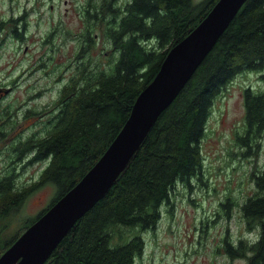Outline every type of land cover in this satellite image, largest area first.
<instances>
[{
	"label": "trees",
	"instance_id": "1",
	"mask_svg": "<svg viewBox=\"0 0 264 264\" xmlns=\"http://www.w3.org/2000/svg\"><path fill=\"white\" fill-rule=\"evenodd\" d=\"M218 1L91 0L85 6L88 24L81 33L77 70L63 84L58 98L42 110L59 111L42 133L16 140L9 153L16 164L0 177V256L97 163L168 52ZM94 53L102 62L107 60V67L95 62ZM245 71L264 78V0L244 2L178 96L159 115L118 179L76 221L45 264H135L145 250L142 233L156 227L163 204L174 205L171 193L177 182L192 187L194 177L203 180L202 141L213 105L235 76ZM244 98L247 129L236 137L239 146L251 148L264 130V90L247 87ZM42 111L32 107L26 115L40 117ZM19 116L16 111L15 119L2 123L0 134H8ZM258 150L259 146L256 155ZM21 162L45 163V167L37 180L19 186L16 170ZM251 177L256 191L247 196L241 211L246 228L258 234L237 245L223 237L217 250L231 259L243 257L247 264H264V169ZM48 184L60 190L54 202L4 235L13 223L8 220L12 213Z\"/></svg>",
	"mask_w": 264,
	"mask_h": 264
},
{
	"label": "rangeland",
	"instance_id": "2",
	"mask_svg": "<svg viewBox=\"0 0 264 264\" xmlns=\"http://www.w3.org/2000/svg\"><path fill=\"white\" fill-rule=\"evenodd\" d=\"M125 1L119 0L120 3ZM202 1L194 0L195 3ZM89 2L91 0H69L66 4L67 0H49L48 4H53L55 9L49 14V28L46 25L39 28L33 26V39L26 60L21 62L7 55L0 59V69L8 61L17 65V71L22 66L33 67V76L26 88L16 87L13 99L16 106L27 102L28 107L42 111L58 98L59 90L76 72V62L79 61L77 53L84 30V16L81 11L79 18L74 9L87 6ZM85 23L88 24L87 21ZM56 25H59L58 33L53 41H47L50 34L57 31L53 29ZM68 31L73 33L72 37ZM98 43L101 45L102 41L98 40ZM49 48L56 49L51 62ZM106 48L111 49V46L106 45ZM93 58L101 67H107V60L103 59L102 62L97 59V53L93 54ZM247 87L256 92L264 90V78L255 71L239 73L215 100L202 141L205 159L203 180L194 177L192 187L177 182L171 193L170 202H174V205L163 204L156 227L142 233L145 250L135 264H247V259L243 257L231 259L223 251L217 250L222 245L223 237L237 245L241 239L248 243L249 238L254 239L258 234L256 229L246 228L241 211L247 196L254 195L256 191L252 173L264 169V130L251 148L241 147L237 143V134H244L247 129L244 98ZM58 111L51 107L42 111L40 117L25 123L19 116L18 121L12 122L14 125H11L8 136L15 135L14 141L36 131L42 133L47 122L53 121ZM11 143L1 147L0 177L16 164L8 152ZM258 146L259 153L256 155ZM246 151L248 154L245 155ZM44 167L45 163L18 164V185H28L37 180ZM59 191L56 185L48 184L32 194L24 206L8 218L13 223L4 235L12 234L25 221L48 208L58 197Z\"/></svg>",
	"mask_w": 264,
	"mask_h": 264
},
{
	"label": "water",
	"instance_id": "3",
	"mask_svg": "<svg viewBox=\"0 0 264 264\" xmlns=\"http://www.w3.org/2000/svg\"><path fill=\"white\" fill-rule=\"evenodd\" d=\"M246 0H219L200 24L168 52L140 93L126 124L86 175L0 257V264H45L76 221L110 189Z\"/></svg>",
	"mask_w": 264,
	"mask_h": 264
},
{
	"label": "flooded vegetation",
	"instance_id": "4",
	"mask_svg": "<svg viewBox=\"0 0 264 264\" xmlns=\"http://www.w3.org/2000/svg\"><path fill=\"white\" fill-rule=\"evenodd\" d=\"M48 2L49 0H0V59L7 55L19 59L21 62L26 60L33 39L31 32L33 26L39 28L46 25L47 29L49 28V14L55 12V9L54 5H50ZM80 8L74 9L79 18ZM58 26H54L53 29H59ZM57 33L58 30L52 32L49 37H54ZM53 57L54 55L51 58ZM16 69L17 65L10 61L0 69V127L7 120L15 119L16 111L22 116L23 123L38 117L26 115L31 108L28 107L27 102L18 107L13 101L16 87L24 86L26 88L29 84V80L33 76V67L27 65L22 66L18 71ZM14 138L15 135L9 137L7 133L0 134V153L1 147L3 145L6 147V144L11 143ZM16 140L9 145L11 146L8 149L9 153L14 150Z\"/></svg>",
	"mask_w": 264,
	"mask_h": 264
}]
</instances>
